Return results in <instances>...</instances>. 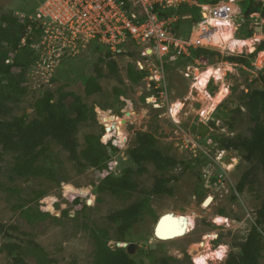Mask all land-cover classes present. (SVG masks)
<instances>
[{"label": "rangeland", "instance_id": "1", "mask_svg": "<svg viewBox=\"0 0 264 264\" xmlns=\"http://www.w3.org/2000/svg\"><path fill=\"white\" fill-rule=\"evenodd\" d=\"M44 1L0 0V12L29 13ZM251 2L264 5V0H238L239 13L233 18L240 26L236 36L247 37V29H253L256 23L264 26V21L260 19L261 14L254 20L246 17L247 7ZM200 3L211 4V1L200 0ZM123 49L125 50L111 54V58L104 51H97V47L86 49L72 59L63 60L52 75H49L51 69L40 70L38 67L37 73L33 68L28 77L29 94L17 104L11 105L10 115L1 117L11 120L27 116L29 122L33 121L38 117L35 103L46 91L55 94L54 100L61 91L74 92L89 107H94L97 113V122L80 124L76 136L80 162L83 165L72 160L70 153L56 141L47 140L48 153L42 160L55 170V180L45 177H19L13 168L20 154L0 148V223L19 228L13 232V237L0 233V264H16L17 259L21 264H96L95 232L101 230L108 233L112 248L124 242L139 244V251L132 254L137 264H160L166 257L171 258V264H199L195 260L197 252H193L195 245L207 235L216 234V239L209 243L208 252H211L208 254L210 257L207 264H225L231 252H240L239 245L246 242L253 227L257 225L256 212L264 200V172L259 170L258 182L252 191L246 188L240 192L237 185L254 162L246 160L241 152L230 151L229 154L225 149L227 156L235 157L237 163L229 170V182L225 183L226 186H217V175L223 169L216 157L221 150L219 139L223 134L251 135V128L255 123L250 119L248 109L243 107L242 97L250 89L264 87L262 73L259 75L251 71L250 65H245L246 68L241 64L231 65L233 63L227 61L226 55L223 60L221 57L217 59L216 55L210 58L209 67H200L202 70L199 71L198 82L204 84L209 72L220 71L219 66L226 68L229 75L223 80H213L209 85L211 97L219 96L211 106H217L216 109L205 117L207 103L201 100L199 85L196 86L194 80L195 66L191 62L180 60L166 65L168 101H165L156 92L155 84L149 86V80L158 73L159 64L156 59L145 58L142 49L133 45ZM112 60L116 62L118 73H114L109 67ZM218 61L222 64H218ZM130 66L136 70L145 69L150 74L134 83L130 79ZM187 73L190 74L189 77ZM55 76L57 81H53ZM91 76L97 77L103 88L102 92L93 95L86 93V81ZM227 88L230 91H226ZM116 89L122 91L118 99ZM119 102L126 104L123 115L120 116ZM170 103H178L182 108L174 119L168 114ZM239 107L244 108V115L234 122L235 128L231 130V113ZM202 122L211 128L206 137L198 134ZM104 124L114 128L124 143L120 144L121 152L116 154L110 170L99 173L81 154L86 148L88 135H102L103 142L111 139L112 135L110 132L106 133ZM139 132L152 133L157 140L158 150L180 163L162 173L153 162L140 165L131 162L126 157V151L136 146V135ZM105 134L109 135L108 140H104ZM225 161L228 163L231 158L227 157ZM212 166L216 168V174L208 179L206 175ZM124 168L132 169L131 179L136 189L116 194L110 191L98 192V187L106 176H120ZM163 176L178 177L169 184L175 190L174 196L151 193L148 210L127 237L120 236L117 225L110 221L109 216L150 194L156 179ZM39 193L43 198L37 199ZM209 196L214 197V202L209 208H204L205 199ZM49 200L54 202L50 208ZM89 201L91 206L87 205ZM28 208L39 209L50 216L30 221L23 214ZM166 212L193 217L191 231L176 240H157L153 232L154 226L158 218ZM218 217L224 220L218 222ZM258 230L261 232L260 264H264V226ZM23 232L28 236L22 235ZM19 238L23 240L22 243L29 238L34 239L47 252L48 261L43 263L33 252H8L5 245L18 243ZM220 246L224 248L223 259L215 251Z\"/></svg>", "mask_w": 264, "mask_h": 264}, {"label": "trees", "instance_id": "2", "mask_svg": "<svg viewBox=\"0 0 264 264\" xmlns=\"http://www.w3.org/2000/svg\"><path fill=\"white\" fill-rule=\"evenodd\" d=\"M210 1L211 3H217L219 0ZM40 6L41 4L26 14L33 15ZM156 12L162 18L179 16L174 28L177 35L183 38L190 36L193 27L202 18V10L198 6L184 5L165 11H161L159 7H156ZM18 13L24 12H0V148L4 151H14L20 154L13 168L14 173L19 177L33 176L55 180V170L47 166L42 160L48 153L47 140L56 141L64 150L70 153L72 160L83 165L80 162L76 136L80 124L97 122V113L94 107H89L74 92L61 91L57 99L54 100L55 94L46 91L35 103V112L38 117L33 121L29 122L27 116L11 120L1 118L10 115L12 112L11 105L17 104L24 96L29 94L28 77L38 61V55L33 45L39 42L45 30L44 26L35 29V23L33 24L32 21L22 18ZM253 13H261L264 19V5L251 2L250 6L247 7L246 17H250ZM30 25H32V31L29 33ZM246 34L248 36L245 38H249L253 36L254 30L247 29ZM24 40L25 44L23 45ZM262 50H264V41L259 45L257 52ZM257 52L249 58L232 55L226 59L232 63L250 65ZM104 53L111 58L110 52ZM215 55L221 57L216 52L197 49L192 52L191 57L186 61L193 63L194 59L201 56L209 60ZM109 67L114 73H118L114 60L110 62ZM129 73L130 79L134 83L145 79L150 74L147 70H136L133 66H130ZM261 75V81L264 85V71ZM53 81H57L56 76ZM85 89L88 95L103 90L95 76L88 78ZM159 91L156 90L157 93ZM120 94H122V91L116 89V99ZM242 101L244 102L243 107L249 111L250 119L255 123L251 128V135L227 136L223 134L219 139L221 149L241 152L246 160L254 162V165L243 174L237 185L240 192H243L246 188L252 191L254 185L258 182L259 170L261 169L264 172V87L250 89L242 97ZM125 105V102H119L118 115H123L122 109ZM216 107L214 106L208 115ZM103 113H101L102 117ZM231 115L233 122H230L229 128L233 130L235 128L234 122L244 115V108H235ZM116 134L119 137L117 131ZM109 138L108 134L104 135V140ZM119 140L124 143V140L120 137ZM136 142V146L127 149L126 157L137 165L153 162L157 169L164 173L180 163L175 158L166 156L158 150L157 140L152 133H137ZM118 152L121 151L113 145L112 141L108 144L102 142V135H88L86 137V148L81 155L99 173H107ZM131 176L132 169L130 168H124L120 176H106L99 185L98 192L110 191L116 194L133 191L136 189V185ZM177 179L178 177L175 176L158 177L150 194L148 193L140 201L110 215L109 219L117 225L120 236L127 237L134 225L142 218L143 213L149 208L152 194L174 196L175 190L169 184ZM142 192L144 193L145 190ZM40 198H43L41 193L37 196V199ZM53 203L49 200L48 208L52 207ZM23 214L30 221L50 216L49 213H44L39 209L30 208L23 211ZM64 214L68 215L67 212ZM256 223L257 225L253 227L246 242L239 245L240 252H231L225 264H260L259 237H261V232L258 228L264 226V200L260 209L256 212ZM18 230L19 228L16 226L0 223V233L8 237H13V232ZM22 235L28 236L26 232H23ZM22 241L20 239L18 243H8L5 248L10 253L16 251L22 253L33 252L43 263L48 261L47 252L34 239L29 238L24 240L23 243ZM95 241L97 244L96 264H137L135 257L128 254L125 249L117 246L112 248L109 245L111 239L106 231L95 232ZM170 259L169 257L163 258L160 264H171ZM16 261V264H21L18 259Z\"/></svg>", "mask_w": 264, "mask_h": 264}, {"label": "built area", "instance_id": "3", "mask_svg": "<svg viewBox=\"0 0 264 264\" xmlns=\"http://www.w3.org/2000/svg\"><path fill=\"white\" fill-rule=\"evenodd\" d=\"M184 5L198 6L202 10V18L193 27L188 38L178 36L174 28L179 16L162 18L156 12V7L165 11ZM237 13L238 0H219L211 4H201L200 0H45L33 15L26 13L18 15L35 23V29L40 26H44L45 29L39 42L33 45L38 55L34 67L37 73L36 68L39 67L40 70L51 69L49 75H52L63 60L74 58L86 49L100 47L115 54L132 44L142 49L145 58L156 59L159 64L158 73L150 81H156L155 88L160 90V97L168 101L166 65L175 64L180 60L186 61L197 49L216 52L220 54L222 60L232 55L249 58L257 52L259 45L264 41V26L256 23L253 27L254 34L249 38L236 36L240 31V26L233 21ZM259 14L261 13L251 14L250 20L260 17ZM260 19L264 21L262 16ZM259 28L261 32L257 31ZM228 29L232 33L229 40L226 35ZM31 31L32 25L29 26V33ZM246 40H250V43ZM218 62L222 64L221 61ZM139 64L142 65L141 62ZM192 64L196 70L194 80L198 83L199 71L202 70L200 67H209V60L201 56L194 59ZM241 66L246 68L245 64ZM249 68L259 75L263 73L264 50L257 52ZM219 69L223 72V80L229 74L226 68L219 66ZM186 75L190 76L188 73ZM213 80H216L214 76L207 82L206 91ZM225 90L230 91L228 88ZM178 107L180 105L177 103L169 105L168 114L173 119L181 111V107L179 109ZM227 155V151L219 150L216 157V161L223 169V172L217 175V186H226L225 183L229 182V170L237 163L235 157ZM227 157L231 158L228 163L225 161ZM215 174L216 168L212 166L206 177L209 179Z\"/></svg>", "mask_w": 264, "mask_h": 264}, {"label": "bare ground", "instance_id": "4", "mask_svg": "<svg viewBox=\"0 0 264 264\" xmlns=\"http://www.w3.org/2000/svg\"><path fill=\"white\" fill-rule=\"evenodd\" d=\"M227 36H228V38H227V40H229L230 38H232V33H231V31H230V29H228L227 30V34H226ZM248 43H250V40H246ZM247 43V44H248ZM213 76H214V78L216 79V80H220V79H222L223 78V74L220 72V71H211V72H209V74L207 75V81L204 83V84H201L200 82H198L197 84H196V86L197 85H199L198 87H199V91L201 92L200 93V95H201V100L203 99V100H205L206 101V103H207V107H205V112H204V115H205V117L207 116V114H209V112H210V110L212 109V104L214 103V99L216 100L217 98H218V96H219V94L216 96V97H211V95L208 93V91H206L205 90V88H206V84H207V82L211 79V78H213ZM210 108V109H209ZM208 109H209V111H208ZM118 139V142L120 141L119 140V138H117ZM212 197V196H211ZM214 202V197H212V201L209 203V204H207V205H204V208H209L211 205H212V203ZM168 214H172L174 217H176V218H179V217H185V219L187 220V230H186V233L185 234H175V235H173V236H169L170 238H159V237H156V239L157 240H159V241H172V240H176V239H178V238H181V237H185L190 231H191V227L193 226V224H194V222H193V217H189V216H187V215H184V214H179V213H174V212H166V213H164L163 215H161L160 216V218L162 217V216H164V215H168ZM160 218H158V221H157V223H156V225L154 226V231L153 232H155V228H156V226H157V224H158V222H159V219ZM222 220H224L223 218H221V217H218V222H220V221H222ZM216 234H213V235H207L202 241H200V242H198L197 243V245H195L196 247H195V249L193 250V252H197V254H196V257H195V260L197 261V263H199V264H207L208 263V259H209V257H210V255H208L210 252H208V247H209V243H210V241H212L213 239H216ZM222 250H224V248L222 247V248H220L219 250H215V251H217V253L221 256V258L223 259V257H224V251H222ZM222 253V254H221ZM212 254V253H211Z\"/></svg>", "mask_w": 264, "mask_h": 264}, {"label": "water", "instance_id": "5", "mask_svg": "<svg viewBox=\"0 0 264 264\" xmlns=\"http://www.w3.org/2000/svg\"><path fill=\"white\" fill-rule=\"evenodd\" d=\"M261 32V28L257 30ZM210 128L205 123H201L198 128V134L202 137H206L210 132ZM107 132L111 131L110 127L106 128ZM117 145V141L114 142ZM212 201V197H209L204 205L209 204ZM91 204V201L88 202V205ZM187 230V220L185 217L181 216L179 218L174 217L172 214L164 215L159 219V222L155 228L154 235L159 238H170L169 236H173L175 234H185ZM117 247L123 248L130 255L137 253L139 251V244L136 243H118Z\"/></svg>", "mask_w": 264, "mask_h": 264}, {"label": "clouds", "instance_id": "6", "mask_svg": "<svg viewBox=\"0 0 264 264\" xmlns=\"http://www.w3.org/2000/svg\"><path fill=\"white\" fill-rule=\"evenodd\" d=\"M129 45H132V44H129ZM129 45H127L126 48H127ZM133 46H134V45H133ZM97 51H104V52H106V50H105L104 48H100V47H99V48L97 47ZM149 52H150V51H149ZM110 53H111V52H110ZM111 54H112V53H111ZM71 59H72V58H71ZM142 70H145V69H142ZM149 83H151V84H155L154 87H155L156 84H157L156 81H150V80H149ZM155 89H156V88H155ZM156 90H159V89H156ZM167 90H168V86H167ZM159 92H160V91H159ZM159 92H158V94H159ZM170 104H172V103H170ZM170 104H168V106H169ZM177 104H178V103H177ZM160 107H161V106H160ZM181 109H182V108H181ZM122 111H123V109H122ZM168 111H169V107H168ZM122 114H123V113H122ZM118 116H120V115H118ZM202 123H205V122H202ZM205 124H206V123H205ZM104 125H105V124H104ZM105 127L107 128L106 125H105ZM106 128H105V131H106ZM209 128H210V127H209ZM210 129H211V128H210ZM106 133H109V132L106 131ZM110 133H111V135H112L111 139H110L108 142H103V141H102V142H103L104 144H108L110 141H112L113 145L116 146L117 148H119V150H120V144H122V143L119 142V143H117V145L114 144L115 141H118V139H117L118 136L116 135V130H115L114 128H112L111 131H110ZM125 143H127V142H125ZM221 150H225V149H221ZM120 151H121V150H120ZM228 151H229V150H228ZM229 153H230V151H229ZM209 197H211V196H209ZM209 197H208V198H209ZM208 198H207V199H208ZM207 199H205V201H206ZM87 205H88V203H87ZM88 206H91V205H88ZM218 236H219V235H218ZM214 240H215V239H214Z\"/></svg>", "mask_w": 264, "mask_h": 264}]
</instances>
